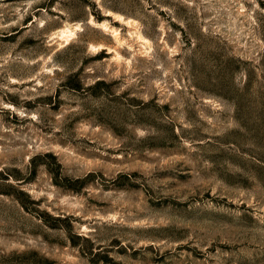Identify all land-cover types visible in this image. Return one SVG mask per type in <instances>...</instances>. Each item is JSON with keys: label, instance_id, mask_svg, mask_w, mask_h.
Instances as JSON below:
<instances>
[{"label": "rangeland", "instance_id": "rangeland-1", "mask_svg": "<svg viewBox=\"0 0 264 264\" xmlns=\"http://www.w3.org/2000/svg\"><path fill=\"white\" fill-rule=\"evenodd\" d=\"M0 264H264V0H0Z\"/></svg>", "mask_w": 264, "mask_h": 264}, {"label": "bare ground", "instance_id": "bare-ground-1", "mask_svg": "<svg viewBox=\"0 0 264 264\" xmlns=\"http://www.w3.org/2000/svg\"><path fill=\"white\" fill-rule=\"evenodd\" d=\"M70 32H71L70 30H66V31H63L62 33H64V34H68V33H70ZM70 34H71V33H70ZM72 34H73V33H72ZM72 34H71V35H72ZM71 35H70V36H71ZM63 36H64V35H63Z\"/></svg>", "mask_w": 264, "mask_h": 264}]
</instances>
